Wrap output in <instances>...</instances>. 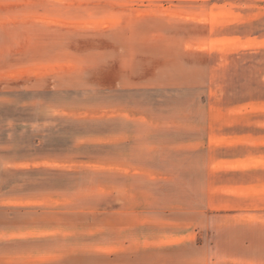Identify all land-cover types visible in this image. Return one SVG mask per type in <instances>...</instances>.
<instances>
[{
    "label": "rangeland",
    "instance_id": "obj_1",
    "mask_svg": "<svg viewBox=\"0 0 264 264\" xmlns=\"http://www.w3.org/2000/svg\"><path fill=\"white\" fill-rule=\"evenodd\" d=\"M212 1L184 22L192 84L59 91L0 69V264H264V0ZM208 109L250 141L210 148Z\"/></svg>",
    "mask_w": 264,
    "mask_h": 264
},
{
    "label": "crops",
    "instance_id": "obj_2",
    "mask_svg": "<svg viewBox=\"0 0 264 264\" xmlns=\"http://www.w3.org/2000/svg\"><path fill=\"white\" fill-rule=\"evenodd\" d=\"M214 3L0 0L15 18L3 23L0 69L5 75L31 80L28 84L59 91L75 90L78 85L109 90L192 84L178 79L188 43L200 45L199 40L188 38L184 22H188L186 17L198 19L200 6ZM223 113L225 120L238 116L236 110L207 111L208 145L245 146L251 130L240 127L241 133L236 135L231 131L235 125H223ZM212 160L220 162L219 157ZM234 164L226 163L229 167Z\"/></svg>",
    "mask_w": 264,
    "mask_h": 264
}]
</instances>
